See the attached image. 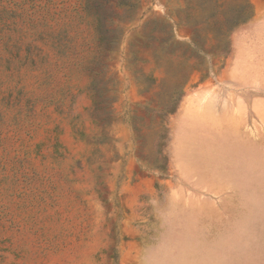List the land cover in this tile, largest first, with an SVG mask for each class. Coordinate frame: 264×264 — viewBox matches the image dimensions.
I'll return each instance as SVG.
<instances>
[{"label": "rangeland", "instance_id": "obj_1", "mask_svg": "<svg viewBox=\"0 0 264 264\" xmlns=\"http://www.w3.org/2000/svg\"><path fill=\"white\" fill-rule=\"evenodd\" d=\"M0 264H264V0H0Z\"/></svg>", "mask_w": 264, "mask_h": 264}, {"label": "crops", "instance_id": "obj_2", "mask_svg": "<svg viewBox=\"0 0 264 264\" xmlns=\"http://www.w3.org/2000/svg\"><path fill=\"white\" fill-rule=\"evenodd\" d=\"M259 9L258 7H255V15H258Z\"/></svg>", "mask_w": 264, "mask_h": 264}]
</instances>
